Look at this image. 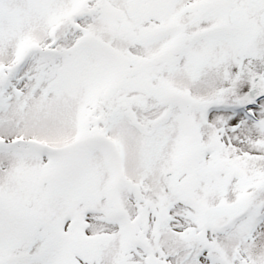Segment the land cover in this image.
<instances>
[{"label": "snow or ice", "instance_id": "1", "mask_svg": "<svg viewBox=\"0 0 264 264\" xmlns=\"http://www.w3.org/2000/svg\"><path fill=\"white\" fill-rule=\"evenodd\" d=\"M0 264H264V0H0Z\"/></svg>", "mask_w": 264, "mask_h": 264}]
</instances>
